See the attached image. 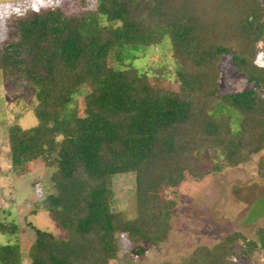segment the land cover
I'll return each instance as SVG.
<instances>
[{
	"label": "trees",
	"instance_id": "1",
	"mask_svg": "<svg viewBox=\"0 0 264 264\" xmlns=\"http://www.w3.org/2000/svg\"><path fill=\"white\" fill-rule=\"evenodd\" d=\"M13 26L0 41L1 74L33 71L39 100L38 125L10 129L13 158L55 154L56 192L44 202L68 232L59 240L36 229L32 264H106L123 233L159 245L177 205L163 196L166 188H178L187 172L204 177L206 159L219 170L220 159L235 166L264 150V96L253 86L219 93V63L231 51L248 82L264 85V67L252 60L264 43V0H97V10L36 13ZM165 35L181 63L177 90L111 65L120 47L159 45ZM86 84L80 114L69 105ZM128 172L137 179L133 220L110 205L113 178ZM0 229L17 227L1 222ZM20 259L19 244L0 245V264Z\"/></svg>",
	"mask_w": 264,
	"mask_h": 264
},
{
	"label": "rangeland",
	"instance_id": "2",
	"mask_svg": "<svg viewBox=\"0 0 264 264\" xmlns=\"http://www.w3.org/2000/svg\"><path fill=\"white\" fill-rule=\"evenodd\" d=\"M53 10L65 14L97 10V0H0V41L13 34V25L20 20ZM111 11L106 7L108 15ZM103 18L102 22L107 24L106 17ZM260 45L252 60L264 67V43ZM117 58L112 53L113 67H134L147 73L155 86L179 88L176 72L181 63L174 57L167 35L159 45L120 47ZM232 58L233 51L223 55L219 63L220 95L253 86L264 96V85H251ZM34 75L28 71L5 80L0 71V223L17 227L8 232L0 229V245L19 244L18 264H32L36 229L46 230L59 240L68 238V232L44 202L56 192L52 181L57 168L55 154L46 153L26 163H15L13 158L10 129L38 125L39 100L32 85ZM90 91L88 84L75 90L69 108L84 113L83 98ZM236 121L233 115V123ZM233 127H239V123ZM263 160L264 150H261L235 166L220 159L221 169L215 170V164L206 159L199 165L207 173L204 177L197 178L187 172L178 188H166L162 192L165 198L177 203L166 239L153 245L133 241L123 233L118 237L115 255L106 264H264ZM110 205L113 212L121 213L126 220L138 217L135 172L115 175Z\"/></svg>",
	"mask_w": 264,
	"mask_h": 264
}]
</instances>
